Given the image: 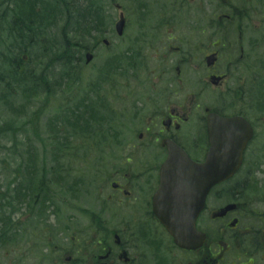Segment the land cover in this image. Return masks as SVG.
Returning a JSON list of instances; mask_svg holds the SVG:
<instances>
[{"label": "flooded vegetation", "instance_id": "flooded-vegetation-1", "mask_svg": "<svg viewBox=\"0 0 264 264\" xmlns=\"http://www.w3.org/2000/svg\"><path fill=\"white\" fill-rule=\"evenodd\" d=\"M170 1L175 13H166L168 0H148L146 34L163 31L168 24L176 23L169 37L175 35L170 42L176 46L171 49L177 50L179 59L164 60L160 51L151 42L148 44L150 55L141 60L157 62L159 70L155 72L156 64L151 63L149 75L151 78L156 73L163 86L152 90V98L147 99L153 113L146 122L137 119L139 115L131 111L134 123L143 132L138 133L136 141L125 142L126 155L111 161L113 165L109 167L108 159L99 163L97 169L102 174L106 169L109 181L102 182L97 189L98 210L90 216L85 214L79 223L70 215L58 219L55 184L50 182L44 192L48 199L43 198V204L28 207L29 212L20 220L17 218L21 210L12 214L10 221H0V264H264V0H218L223 12L216 19L214 13L209 14L206 32L199 29L198 13H183L184 0ZM158 2L166 3V12ZM160 13L165 16L174 13L178 18L174 20L171 16L172 20L167 22ZM186 17L189 30L184 34ZM216 25L225 44L219 45L218 40L211 42L203 61L216 55L215 63L204 65L205 80L218 78L214 89L223 87L224 102L218 109L199 103L193 73L187 80L180 74L183 64L194 68L195 63V57L187 54L192 47L184 43L185 36L191 37L194 46V38L200 35L213 39ZM102 33L119 43L120 37L113 35L112 28L105 31L98 28L88 41L101 42ZM170 42L168 38L165 46H172ZM217 47L226 53L223 71L218 69L223 59L214 51ZM119 75L117 66L112 80ZM188 83L193 87H187ZM209 114L238 119V125H223L215 118L208 127ZM128 119L124 118V122ZM209 132L215 140H209ZM166 144L176 145L196 165L206 162L211 146L217 153L227 151L230 155L233 148L241 147L240 165L229 177L212 186L203 201L199 195L189 197L188 190L183 189L179 190L182 196L177 199L164 192L157 195L160 167L167 157ZM218 160L232 162L231 157H218ZM194 175L196 194L199 177L207 178L208 174ZM174 204L181 209L203 204L194 219L193 230H184L192 225L185 220L184 211L177 221H170ZM164 218L175 223L182 233L186 232L187 247L174 243L160 220ZM27 221L25 226L20 224Z\"/></svg>", "mask_w": 264, "mask_h": 264}, {"label": "rangeland", "instance_id": "rangeland-1", "mask_svg": "<svg viewBox=\"0 0 264 264\" xmlns=\"http://www.w3.org/2000/svg\"><path fill=\"white\" fill-rule=\"evenodd\" d=\"M80 1L82 3L85 1L86 3V0ZM116 3L121 7L120 11L114 9L113 5L104 0V14H106V16L109 15V18L114 23L118 20L119 12H122L128 20V30L131 32L133 38L145 34L146 29L137 28L134 23L137 20L136 15L145 12L147 1L116 0ZM157 5L159 7H165L166 3L163 5L158 2ZM168 5L172 7L173 3L168 0ZM200 7H203L202 0L190 4L189 15L195 13ZM223 9L221 8L219 12H223ZM174 13H172L171 16L174 20H177L178 17L175 18ZM160 15L167 18L168 22L172 20H169L170 17L162 13H160ZM199 19L200 17L198 16L197 21H199ZM187 21L188 18L186 17L183 24L185 29L183 31L184 34L189 30L186 28V24H188ZM139 22L144 26L145 17H140ZM110 25L109 23L108 27ZM173 25H176V23L171 26L168 24V34H172L170 33V29H172ZM62 26V22H60L58 29H61ZM208 28L209 27L205 28V32ZM4 30L5 28L0 26V32ZM212 33H214L213 39H207L210 37L207 36L206 38L205 34L195 37L194 41L196 44L194 46L192 45L191 37L189 35L185 36L186 40L184 39V43L188 47L193 48H191L187 54L189 57H195V63L194 68L192 67L193 65L183 64L180 67V74H182V78L187 80L189 74L193 73V86L198 93L199 103L218 109L221 108L224 102L223 87L214 89L209 85L208 81L205 80L207 70H205L206 67L204 65L203 55L210 50L208 46L211 42L218 40L221 42L219 45H224L225 40L218 29ZM168 34H165L164 31L157 32L154 30L151 38V45L155 50L160 51V56L164 60H178L179 54L177 55V50H168L167 46H165ZM172 36L175 35L173 34ZM171 37H169V42L172 40ZM107 39L111 44L113 43L110 38ZM170 44H172V47L176 46L175 42H170ZM115 45L116 43L114 42V48ZM122 47L124 49V46ZM143 51L145 57L146 55H150V50H144V45H141L140 54ZM214 51L219 52L221 59H223L218 65V69L223 71L226 53L221 47H217ZM111 53H113V51L109 50V52L106 53V50L98 45L94 52V59L91 65L88 69H81L78 83L75 85L62 83L58 79V73L62 75V71L59 68L51 69L48 75L42 76L46 79L47 89L51 90L50 94L38 88L36 91L32 93L30 91L26 95L15 93L13 96H9L4 100V102H0V126L6 127V125H12V129L17 132L15 140L17 143L24 145L21 148L14 146L16 148L13 149L14 144H6V142H13L14 138H7V136L0 137V147L3 149L0 159L4 160L0 162L1 187L10 182L13 170L18 164L19 156L21 155L19 151L23 153V156L26 151H34L35 157H41L43 154L47 167L52 169V166H56L51 173V179L59 181L58 176L63 177L61 174L63 171H66V176L63 178H67L66 182L73 187L69 195V202L72 206L70 214L77 217L78 223L81 219L79 214L80 210L87 209L93 211L96 206L94 200L98 195V191L95 190L98 183H95L94 174L89 170V167L93 166L94 163L102 161L105 157L112 161L116 158H122L123 154L126 155L127 149L124 148L125 142L131 140H133V142L136 141L138 133L143 132L142 127L134 123L131 111L136 113L135 110L138 108L137 114L139 116L137 119H141L143 123L146 122L151 113H153V109L150 110L147 99L152 98V90L160 89L163 86L161 84V79L156 73H154L151 78L149 75L151 63L156 64L157 62L144 60L145 57L142 61L143 63H141L139 59L136 60L134 72H131V69L125 66L124 72L121 73L117 79L118 84L109 80L103 82L104 84L99 86L95 81L98 79L99 72L104 73L105 59L109 57ZM69 60H73V57H69ZM145 62L147 65L144 64ZM155 68L156 72L160 67L156 64ZM183 84H185V82H183ZM193 86L190 83L187 84V87ZM5 93L6 90L0 85V96H4ZM94 93H98L100 98ZM86 96L90 99L85 104H88L89 107L93 106L98 109L94 115L93 125L101 136L106 137L105 141L99 137L98 133L96 134L93 131V126L91 127L90 123L84 120L83 116L86 114V109L82 108L81 101H83ZM93 102L95 103L93 104ZM162 103L165 102L163 101ZM218 103H220L219 106H217ZM100 104L102 108H100ZM137 104H140V106L138 107ZM202 105H200L201 108L203 107ZM104 108H106L108 112H114L117 117L116 121H113V117L108 116L110 113L104 111ZM127 112H129L126 114L128 117L125 118L129 119L126 122L127 129L125 130L121 126L122 121L120 120V115ZM86 124L88 125L86 126ZM110 125L113 126V130L110 129ZM116 129H119L118 131L120 134L117 137L118 139L115 140V138L113 139V137H111V133L116 134ZM89 133L90 136L87 137ZM76 136L83 138H77ZM82 139L86 140L83 141ZM38 140H41L42 143ZM3 141L5 144L2 143ZM98 141L104 142L105 144L98 146ZM108 142H114L115 144H106ZM43 144H45V147ZM117 144L121 145L118 146ZM63 146L66 147L63 149ZM24 160H26V156H24ZM5 214L10 216L8 211H5ZM28 223L27 221L20 224L25 226Z\"/></svg>", "mask_w": 264, "mask_h": 264}, {"label": "trees", "instance_id": "trees-1", "mask_svg": "<svg viewBox=\"0 0 264 264\" xmlns=\"http://www.w3.org/2000/svg\"><path fill=\"white\" fill-rule=\"evenodd\" d=\"M6 2L8 9L7 11L4 9V13L0 15L2 22L0 26L3 27V24L7 23L5 39L8 63L6 69L0 65V77L3 80L7 78L8 96L17 91H22L23 95L30 91L32 93L38 88L48 93L46 79L36 78L34 75V64H37L41 58L48 57H50L49 62L65 60L60 77L68 76L69 71L73 70L75 66L69 57H78L84 48L83 44L85 46V42L91 37L92 32L97 31V27H100L98 1L88 0L85 7L80 0H63L62 3H59L58 0H7ZM60 22L63 26L57 32ZM1 39L0 34V44L2 43ZM12 58L14 59L13 63ZM22 64H24V68L21 67ZM54 66L51 64V67ZM47 72L49 74V71ZM85 109L84 120L91 125L96 112L90 107ZM11 128L10 124L6 128L0 127V134L7 135L10 132L13 138L15 133ZM15 148L13 147V149ZM2 150L0 147V155ZM31 164L30 169H32ZM30 187L31 189L21 185L15 189L14 194L1 193L0 189V202L12 205L10 200L19 202V198L25 202L33 194L36 199L38 197L36 194L41 195V192L46 190L41 184L37 186L35 182H31ZM7 189L9 187L5 188V190Z\"/></svg>", "mask_w": 264, "mask_h": 264}, {"label": "water", "instance_id": "water-1", "mask_svg": "<svg viewBox=\"0 0 264 264\" xmlns=\"http://www.w3.org/2000/svg\"><path fill=\"white\" fill-rule=\"evenodd\" d=\"M124 25V20L121 17L119 23L117 24V29L119 30V32L121 31L120 28H122ZM91 56L87 55V63L90 61ZM208 127H210L212 125V117L208 118ZM234 121L237 122L236 119L232 120V123H234ZM221 124H230L231 121L228 120H220L218 121ZM234 123L236 125H238V123ZM209 140L213 141L216 138L213 136V134L211 132H209ZM170 151H173L174 153H170L169 157H168V161L164 164L163 169H162V173L164 176V182L165 181H172L173 185L169 186L170 188H176V182L180 181L182 179H185V175L184 173L181 174L182 172L179 170V165L180 163H178L177 158L180 156L179 151L177 149H173L170 148ZM228 148H226L227 150ZM225 150V151H226ZM226 153H228L226 151ZM226 153H217L216 151H214L213 147L211 146L209 149V152L206 156V162L201 165L200 167H197L195 169H191L185 172L189 175L192 173H196V172H201V173H207L208 176L207 178H204L203 176L199 177L198 181L200 182V190L198 192V194L196 196H201L202 198H204V196L207 194L208 190L215 184L220 182L222 179H225L227 177H229L238 167V162L239 159H232V162L228 160V163H220L219 160H214V157H218L219 154H223L226 155ZM227 156V155H226ZM199 171H196V169H199ZM188 175V176H189ZM185 181H187V179H185ZM197 181V177L195 175H192L190 177V182L191 183H195ZM196 190V188H195ZM195 197V195H194ZM200 211V208H196V206H191V208H185L184 209V213L186 214L185 220L186 221H191V224L195 218V216L198 214V212ZM181 212H183V210H181L178 207H175L172 211H171V218L170 221H177V217L181 214ZM162 221H164L162 219ZM166 229L169 232V234L173 237L174 242L179 245V246H185L186 245L184 243H186V237L184 236V234H182L179 231V228L177 227V225L175 223H171L167 222ZM186 231H189V228H187L186 226ZM192 230V227H191Z\"/></svg>", "mask_w": 264, "mask_h": 264}]
</instances>
